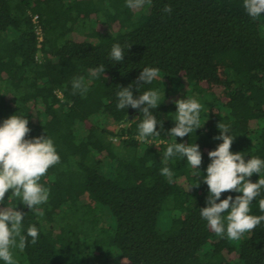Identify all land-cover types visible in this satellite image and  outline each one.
<instances>
[{
	"label": "trees",
	"instance_id": "16d2710c",
	"mask_svg": "<svg viewBox=\"0 0 264 264\" xmlns=\"http://www.w3.org/2000/svg\"><path fill=\"white\" fill-rule=\"evenodd\" d=\"M116 43L126 51L122 63L109 58ZM101 64L107 79L91 77ZM144 67L159 76L140 92L133 84V95L155 89L164 100L151 110L160 134L140 141L143 114L118 109L116 93ZM80 76L85 96L72 94ZM181 98H196L205 122L175 138L168 131ZM14 114L28 119L26 138H52L60 156L40 181L50 189L46 203L30 210L9 191L0 205L25 213V234L32 225L40 233L35 245L29 237L23 251L13 249L17 264H264V221L231 241L200 215L219 122L235 136L231 151L264 159V15L251 18L243 0H150L135 10L126 0H0V124ZM176 141L199 145V170L178 155L165 159ZM228 195L242 193L220 199ZM261 198L264 189L250 214L264 215Z\"/></svg>",
	"mask_w": 264,
	"mask_h": 264
},
{
	"label": "clouds",
	"instance_id": "9594fccd",
	"mask_svg": "<svg viewBox=\"0 0 264 264\" xmlns=\"http://www.w3.org/2000/svg\"><path fill=\"white\" fill-rule=\"evenodd\" d=\"M146 3H150V0H126V7L135 10L142 8ZM243 8L251 18L256 19L264 15V0H243ZM162 11L171 14L173 9L170 5H165ZM130 46L128 45L127 49ZM125 52V49L116 43L111 48L109 58L115 63H122ZM105 71V65L101 64L91 69L89 75L94 78L104 75L107 79ZM159 71L158 68L144 67L133 83L126 87L119 86L120 90L116 93L118 109L131 107L143 114L144 118L138 125L137 139L140 141L160 134L156 128L158 121L151 110L156 109L164 100V94L162 99L160 92L152 89L135 97L131 89L133 84L137 91L142 85L151 84L158 78ZM77 92L81 96L88 92V85L83 76L74 77L72 80V94ZM173 102L177 107L175 126L168 131L171 136L183 138L203 126L205 121L201 123L202 105L196 98H181ZM217 127L220 133L214 138L222 140V143L208 152L211 162L206 169L207 175L202 177L208 185L207 206L200 208V215L218 237L226 236L231 241H238L245 233L252 232L264 221V215L250 214V205L264 189V176H261L264 159L253 156L245 160L241 152L231 151L235 136L230 134V125L219 122ZM30 131L28 119L15 114L0 124V205L4 204L6 193L9 191L19 197L20 203L30 210L49 199L50 189L44 187L40 181L50 167L60 162V156L52 138L44 135L26 138ZM177 155L186 159L193 169L199 170L202 153L198 144L177 141L169 144L164 153L165 159ZM160 173L171 182L173 173L170 168L163 167ZM254 173L260 176L256 182L250 179ZM194 186L198 187L199 182ZM233 191L242 195H237L234 199L231 195L220 199L222 193ZM259 209L264 212V198L259 200ZM24 215L25 213L17 210L16 206L0 207V260L5 264H17L13 249L23 251L29 237L32 245L39 239L40 233L35 225L29 226L26 234L23 231Z\"/></svg>",
	"mask_w": 264,
	"mask_h": 264
},
{
	"label": "rangeland",
	"instance_id": "374dc122",
	"mask_svg": "<svg viewBox=\"0 0 264 264\" xmlns=\"http://www.w3.org/2000/svg\"><path fill=\"white\" fill-rule=\"evenodd\" d=\"M179 88V86L178 85H176L175 83L172 85V87H171V92H174V91H176L177 89ZM105 125H106V127L107 128H110V129H112V128H114V124H113V122L111 121V119L109 118V117H107V118H105ZM166 202H163L162 203V209H161V212H165L166 211ZM104 220V219H103ZM104 222H105V220H104ZM114 257V256H113ZM109 259H112V257L111 258H109Z\"/></svg>",
	"mask_w": 264,
	"mask_h": 264
},
{
	"label": "built area",
	"instance_id": "2783aa9c",
	"mask_svg": "<svg viewBox=\"0 0 264 264\" xmlns=\"http://www.w3.org/2000/svg\"><path fill=\"white\" fill-rule=\"evenodd\" d=\"M32 21L34 23V31H35L36 38H37L38 42H40L42 39L40 25L37 22L35 16L32 17ZM39 45H40V43H39Z\"/></svg>",
	"mask_w": 264,
	"mask_h": 264
}]
</instances>
